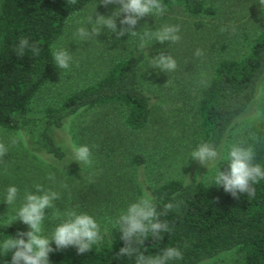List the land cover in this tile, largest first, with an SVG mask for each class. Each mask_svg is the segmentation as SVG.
Returning a JSON list of instances; mask_svg holds the SVG:
<instances>
[{
    "label": "rangeland",
    "instance_id": "obj_1",
    "mask_svg": "<svg viewBox=\"0 0 264 264\" xmlns=\"http://www.w3.org/2000/svg\"><path fill=\"white\" fill-rule=\"evenodd\" d=\"M214 8L210 17L195 19L178 7H168L161 17L145 16L135 29L137 36L125 34L117 38L111 30L81 41L76 35L78 27H90L87 21L93 14L110 16L119 7L104 5L101 0L90 1L71 14L64 23L60 36L52 46H66L72 52L69 70L56 65L48 82L34 97L28 115H37L46 105L58 100L65 92L94 81L114 60L130 54L143 53L138 65L141 87L150 96V117L140 130L127 129L120 117L111 110L105 114L83 110L68 118L63 126L52 130L57 144L65 152L62 160H54L39 148L31 145L21 131L0 129V141L9 151L0 159V223L11 220L23 203L26 192H35L40 184L46 190L59 193L54 208L46 210L44 235L53 232L59 223L54 212L75 210L93 216L101 225L105 239L116 235L118 218L127 206L147 194L145 185L158 184L166 179L183 181L208 180L227 160L229 146L235 144L252 125L264 126V75L258 83L256 94L246 109L226 131L217 149L220 153L208 166L191 159L195 116L194 106L200 90L207 84L213 64L224 58H235L245 53L248 40L264 28V0H205ZM95 8V9H94ZM116 19L117 29L121 27ZM164 25H179L181 40L159 42L147 40L141 49L140 35L156 32ZM52 48V47H51ZM197 49L203 51L196 56ZM163 52L177 62L174 71L163 72L154 68L152 57ZM15 141V143H13ZM88 145L92 150V164L74 161L73 145ZM140 154L144 162L131 161ZM73 160V161H72ZM54 179H48L49 175ZM9 186L19 189L12 205L4 200ZM148 195V194H147ZM12 223L28 226L19 220ZM197 264H241L236 250L228 249Z\"/></svg>",
    "mask_w": 264,
    "mask_h": 264
},
{
    "label": "trees",
    "instance_id": "obj_2",
    "mask_svg": "<svg viewBox=\"0 0 264 264\" xmlns=\"http://www.w3.org/2000/svg\"><path fill=\"white\" fill-rule=\"evenodd\" d=\"M92 0H0V129L21 131L31 145L54 160H62L64 150L54 139L52 130L83 110L105 114L111 110L130 130H140L150 117V96L141 87L138 65L143 53L130 54L111 62L94 81L65 92L58 100L46 104L37 115H28L36 94L48 82L54 71L52 43L63 31L67 18ZM96 1V0H93ZM205 0H162L168 7H178L197 18L210 17L214 8ZM27 37L40 52L30 50L23 57L16 55L19 40ZM264 75V28L248 40L244 54L217 60L207 84L200 90L194 106L195 130L193 147L210 142L218 147L226 131L246 109L256 94ZM255 135L258 139L253 141ZM252 145L255 162L264 166V126L252 125L236 142ZM131 161L144 162L140 154ZM228 167L227 160L221 167ZM214 175L208 180L177 178L145 185L147 194L162 212L167 203L177 207L160 220L170 231L161 238L149 237L140 248L146 255L160 254L167 247H178L182 260L169 264H197L228 249H235L241 264H264V180L254 185L255 196L239 194V199L215 186ZM0 223V242L17 231H27L22 225ZM50 233L48 236L51 237ZM121 232L93 246L92 251L78 254L74 246L49 254V264H135L134 257L117 256L124 246ZM52 247L55 248L54 242ZM11 253L0 254V264H10Z\"/></svg>",
    "mask_w": 264,
    "mask_h": 264
},
{
    "label": "clouds",
    "instance_id": "obj_3",
    "mask_svg": "<svg viewBox=\"0 0 264 264\" xmlns=\"http://www.w3.org/2000/svg\"><path fill=\"white\" fill-rule=\"evenodd\" d=\"M75 4L76 0H72ZM106 5L117 4L110 16L93 14L88 18L90 27H78L76 35L81 41L98 36L102 29L111 30L117 38L127 35L137 36L135 26L145 16H163L167 6L162 0H101ZM95 9V8H94ZM123 14L119 20L121 27L117 29L116 19ZM179 25H164L159 31H145L140 35L141 49L147 45V40L159 42L170 41L178 43L181 40ZM30 50L33 56L39 55L40 48L36 43H30L27 37L19 40L16 55L23 57L25 51ZM196 56H202L203 51L197 49ZM54 65L61 70H69L73 60L72 52L66 46H52ZM154 68L163 72L174 71L177 68L176 60L169 54L161 52L152 57ZM253 141L258 138L253 135ZM15 143V141H13ZM8 145L0 141V159L8 153ZM74 161L86 165L92 164V150L88 145H73ZM220 153L215 145L210 142H202L191 153V159L199 161L201 165L208 166L214 162ZM255 149L252 145L235 143L229 146L227 153L228 167L221 171L219 167L214 175V185L222 186L223 190L232 197L239 199V194H247L248 197L255 196L254 185L264 180V166L255 162ZM73 161V160H72ZM48 179L53 180L54 176L49 175ZM35 192H26L23 203L16 210L15 216L9 220L6 227L15 220H19L28 226V231H17L16 237L8 236L0 242V254L11 253L10 264H49V254L74 246L78 254H85L92 251L93 246L101 243L104 236L101 234V225L97 220L87 214L78 213L75 210L61 212L56 209L54 218L59 223L54 228L51 237L44 235L43 223L46 217V210L54 208V201L60 198L59 193L46 190L42 185H35ZM19 196V189L16 186H9L6 190L4 202L12 205ZM177 206L167 203L162 212L157 211V206L149 195H144L131 202L126 210L118 218V229L121 232V240L124 246L119 249L117 256L134 257L135 264H169L170 261L182 260L183 253L178 247H167L160 254L146 255L140 248L144 246L145 240L151 237L153 240L160 239L161 233L170 231L166 221H161L160 216L166 215ZM54 242L55 248L52 247Z\"/></svg>",
    "mask_w": 264,
    "mask_h": 264
}]
</instances>
